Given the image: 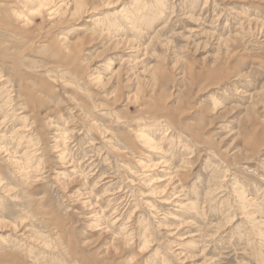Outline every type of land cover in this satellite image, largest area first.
Listing matches in <instances>:
<instances>
[{
	"label": "rangeland",
	"instance_id": "rangeland-1",
	"mask_svg": "<svg viewBox=\"0 0 264 264\" xmlns=\"http://www.w3.org/2000/svg\"><path fill=\"white\" fill-rule=\"evenodd\" d=\"M0 264H264V0H0Z\"/></svg>",
	"mask_w": 264,
	"mask_h": 264
},
{
	"label": "bare ground",
	"instance_id": "bare-ground-1",
	"mask_svg": "<svg viewBox=\"0 0 264 264\" xmlns=\"http://www.w3.org/2000/svg\"><path fill=\"white\" fill-rule=\"evenodd\" d=\"M47 6H49V5H47ZM91 14V13H90Z\"/></svg>",
	"mask_w": 264,
	"mask_h": 264
}]
</instances>
